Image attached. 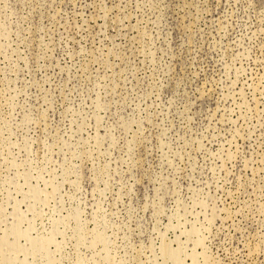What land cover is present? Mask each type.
Segmentation results:
<instances>
[{"label": "rangeland", "instance_id": "rangeland-1", "mask_svg": "<svg viewBox=\"0 0 264 264\" xmlns=\"http://www.w3.org/2000/svg\"><path fill=\"white\" fill-rule=\"evenodd\" d=\"M0 264H264V0H0Z\"/></svg>", "mask_w": 264, "mask_h": 264}]
</instances>
